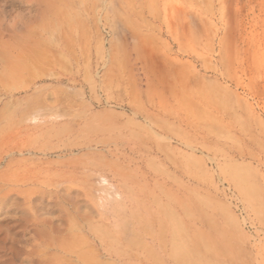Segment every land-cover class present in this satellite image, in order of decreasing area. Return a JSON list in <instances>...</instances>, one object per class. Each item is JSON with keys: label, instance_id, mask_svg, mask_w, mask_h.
Returning <instances> with one entry per match:
<instances>
[{"label": "rangeland", "instance_id": "rangeland-1", "mask_svg": "<svg viewBox=\"0 0 264 264\" xmlns=\"http://www.w3.org/2000/svg\"><path fill=\"white\" fill-rule=\"evenodd\" d=\"M64 2L70 23L75 13L86 21L84 44L70 43L79 60L72 73L77 84L51 81L70 77V55L58 62L48 57L40 65L45 75L37 84L40 95L89 114L96 131L92 140L107 144L98 145L100 152L115 143L157 150L145 157L153 161L139 174L155 169L177 219L182 206L189 214L174 222L182 245L175 264H264V0ZM57 24L31 0H0V54L8 50L12 61L25 60L13 30H30L45 48L53 47ZM77 35L82 36L73 38ZM0 75V90L30 80L26 71L9 73L1 59ZM93 183L97 189L109 186L107 193L95 192L93 204L109 205L110 211L129 196L117 193L111 176H96ZM63 188L44 186L36 194L55 206L50 215L37 212L34 202L14 215L0 212V264H27L31 253L42 250L28 226L52 237L57 234L49 219L70 224Z\"/></svg>", "mask_w": 264, "mask_h": 264}, {"label": "bare ground", "instance_id": "bare-ground-1", "mask_svg": "<svg viewBox=\"0 0 264 264\" xmlns=\"http://www.w3.org/2000/svg\"><path fill=\"white\" fill-rule=\"evenodd\" d=\"M31 1L43 7L60 26L57 24L51 48H45L30 30H13L12 39L18 42L24 61H12L8 50L0 54L9 73L26 71L30 74L25 85L9 84L8 87L6 84L5 90H0V212L14 215L17 210H23V204L34 202L37 212L50 215L55 206L44 204L36 194L44 186H64L63 196L71 205L63 213L73 220L65 227L62 220L49 219L48 223L57 234L52 237L43 236L37 227L28 226L27 229L37 236L34 240L42 250L31 253L27 264H175L176 250L182 245L176 241L174 222H184L189 214L182 206L179 209L182 218L177 219L179 215L172 209L174 200L159 189L155 169L139 174L145 162L148 165L147 162L153 161L145 157L155 156L157 150L148 145L141 148L115 143L100 152L98 145L107 147V144L92 140L96 131L89 114L55 96L40 95L37 84L45 81L40 65L48 64V57L58 62L64 54L70 55V77L52 76L51 81L71 87L77 84L76 74L72 73L79 67V60L70 43L84 44L81 40L85 37L86 21L75 13L70 23L69 8L64 0ZM79 1L84 5V0ZM93 7L88 13H93ZM78 32L82 36L73 38ZM21 93L23 96L17 97ZM67 154L72 157L63 159L62 155ZM96 154L99 159H95ZM38 155L56 159L36 162L33 156ZM123 163L128 164L123 166ZM96 176H111L117 193L129 196H123L112 211L104 203L94 205L97 190L109 192V186L99 189L94 186ZM126 181L129 183L125 184ZM150 186L159 189L164 198L160 199ZM23 215L27 217L26 213ZM46 221L45 218L38 223ZM14 256L18 258L19 254Z\"/></svg>", "mask_w": 264, "mask_h": 264}]
</instances>
